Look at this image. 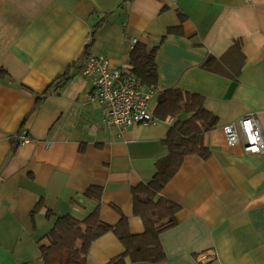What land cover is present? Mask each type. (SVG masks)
<instances>
[{"label": "crops", "instance_id": "crops-1", "mask_svg": "<svg viewBox=\"0 0 264 264\" xmlns=\"http://www.w3.org/2000/svg\"><path fill=\"white\" fill-rule=\"evenodd\" d=\"M131 37L158 45V84L152 122L122 130L87 98L81 55L129 69ZM208 55L221 59L219 72L202 66ZM0 69V264H45L39 248L61 215L84 219L97 207L102 221L125 216L131 233L143 231L131 189L152 178L168 129L190 116H154L157 93L171 87L202 95L216 117L203 135L210 155H186L160 193L180 206L159 235L164 259L129 264H264V153L228 145L222 132L249 113L264 132V0H0ZM91 186L99 201L84 196ZM123 251L106 232L86 264Z\"/></svg>", "mask_w": 264, "mask_h": 264}, {"label": "trees", "instance_id": "trees-1", "mask_svg": "<svg viewBox=\"0 0 264 264\" xmlns=\"http://www.w3.org/2000/svg\"><path fill=\"white\" fill-rule=\"evenodd\" d=\"M110 13L111 11L106 12L103 20H107ZM98 26L99 23L90 32V42ZM172 31V28H167L166 33ZM157 49L158 45L148 47L145 43L137 41L130 51L129 70L146 89H155L158 84L155 61ZM220 60L208 55L202 66L219 72L217 67L221 65ZM4 72L0 69V75ZM67 72L66 70L58 77L42 95L38 96V99H43L61 86L62 81L68 76ZM181 112L190 113V116L177 120L168 129L166 137L162 140L167 147V154L156 161V172L149 181L140 182L131 189L133 212L142 219L143 231L131 233L125 216H121L114 224L102 221L98 216L97 207L84 219L71 215L57 216L46 234L49 244L41 245L39 248L45 264H86L91 242L106 232H112L124 246V251L106 264L158 262L164 259L165 253L159 235L177 224L176 212L180 206L160 193L179 169L186 155L197 154L203 159L210 155V149L203 142V135L216 123V117L203 107L202 95L177 87L166 88L157 93L153 110L156 118L164 119ZM84 196L99 201L101 189L91 186L85 191ZM38 206L39 203L36 204V207ZM47 215L51 216L50 213ZM76 243L79 245L77 248Z\"/></svg>", "mask_w": 264, "mask_h": 264}, {"label": "built area", "instance_id": "built-area-1", "mask_svg": "<svg viewBox=\"0 0 264 264\" xmlns=\"http://www.w3.org/2000/svg\"><path fill=\"white\" fill-rule=\"evenodd\" d=\"M130 46L137 39H128ZM81 74L91 81L87 98L103 107V123L115 125L120 129L135 124H146L153 120L149 109V99L155 89H146L128 67L117 66L103 55L83 52L81 55ZM228 145L242 144L247 154L264 153V132L255 113H249L237 121L222 126ZM29 140L25 133L19 135V142Z\"/></svg>", "mask_w": 264, "mask_h": 264}]
</instances>
